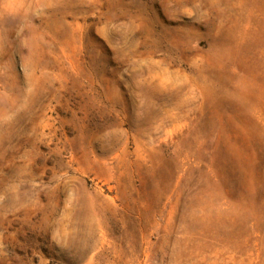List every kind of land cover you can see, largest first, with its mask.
<instances>
[{"label": "rangeland", "instance_id": "1", "mask_svg": "<svg viewBox=\"0 0 264 264\" xmlns=\"http://www.w3.org/2000/svg\"><path fill=\"white\" fill-rule=\"evenodd\" d=\"M0 264H264V0H0Z\"/></svg>", "mask_w": 264, "mask_h": 264}]
</instances>
